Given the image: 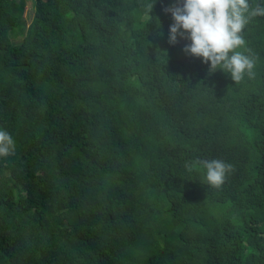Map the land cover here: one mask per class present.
Here are the masks:
<instances>
[{
    "label": "trees",
    "instance_id": "obj_1",
    "mask_svg": "<svg viewBox=\"0 0 264 264\" xmlns=\"http://www.w3.org/2000/svg\"><path fill=\"white\" fill-rule=\"evenodd\" d=\"M147 2L0 0V264H264V17L235 83Z\"/></svg>",
    "mask_w": 264,
    "mask_h": 264
},
{
    "label": "clouds",
    "instance_id": "obj_2",
    "mask_svg": "<svg viewBox=\"0 0 264 264\" xmlns=\"http://www.w3.org/2000/svg\"><path fill=\"white\" fill-rule=\"evenodd\" d=\"M155 2L148 0L143 5L150 20ZM165 11L171 13L173 20L168 42L177 43L178 36L187 39L190 43L183 51L209 64V74L220 70L235 83L245 76L255 78L256 56L246 46L243 32L254 18L264 17V0H257L254 5L249 0H177L176 5ZM156 23L159 27L158 18ZM15 147L11 134L0 129V157L13 155ZM195 164L205 171L203 183L213 189H220L234 171L231 163L220 159H198ZM186 167L190 169L191 165Z\"/></svg>",
    "mask_w": 264,
    "mask_h": 264
},
{
    "label": "rangeland",
    "instance_id": "obj_3",
    "mask_svg": "<svg viewBox=\"0 0 264 264\" xmlns=\"http://www.w3.org/2000/svg\"><path fill=\"white\" fill-rule=\"evenodd\" d=\"M23 3V11H22V19L25 21L26 25L29 24L31 20V11L33 8V0H22Z\"/></svg>",
    "mask_w": 264,
    "mask_h": 264
}]
</instances>
